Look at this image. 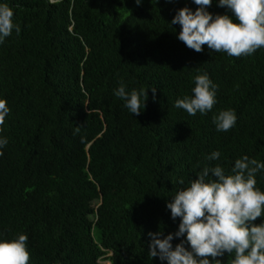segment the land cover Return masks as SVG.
<instances>
[{
  "label": "trees",
  "instance_id": "1",
  "mask_svg": "<svg viewBox=\"0 0 264 264\" xmlns=\"http://www.w3.org/2000/svg\"><path fill=\"white\" fill-rule=\"evenodd\" d=\"M0 3L21 29L0 44V99L10 108L0 132V240L26 234L29 264H167L149 256L148 233L178 230L166 206L176 192L205 166L230 173L245 155L264 163V49L235 58L186 47L171 21L181 8L195 11L193 0ZM206 10L232 16L218 0ZM204 73L218 86L213 110L174 107ZM121 82L147 89L139 116L114 95ZM227 109L236 124L218 132L212 117ZM214 151L220 158L207 160ZM256 180L264 191V170Z\"/></svg>",
  "mask_w": 264,
  "mask_h": 264
},
{
  "label": "clouds",
  "instance_id": "2",
  "mask_svg": "<svg viewBox=\"0 0 264 264\" xmlns=\"http://www.w3.org/2000/svg\"><path fill=\"white\" fill-rule=\"evenodd\" d=\"M171 2V0H169ZM198 7L181 8L171 21L180 25L178 40L199 53L207 45L218 53L240 58L252 56L264 49V0H218V6L227 8L232 16L215 15L206 9L212 0H193ZM137 6L142 0H135ZM14 10L7 3H0V44L11 36L19 35L20 26L13 22ZM191 96L175 101L174 107L183 109L190 116L205 115L217 103L215 85L209 76L198 74ZM155 99L156 88H151ZM114 95L124 102L133 115L139 116L146 108L148 92L145 88L126 91L121 82ZM10 113L7 101L0 99V132ZM218 132L231 130L237 121L234 110H221L213 115ZM80 126L74 129L79 133ZM84 142V138H81ZM6 137L0 136V149L7 146ZM4 153L0 150V156ZM219 151L212 152L207 160H218ZM264 170V163L247 155L236 159L230 173L220 165L205 166L189 186L176 192L167 203L171 218H180L178 230L165 235L162 231L149 232L148 254L159 257L167 264H221L218 257L234 255L231 264H264V223L254 222L264 216V191L256 187V175ZM211 175L212 179H208ZM179 183L184 184L180 179ZM181 239L173 246L174 239ZM28 236L19 234L11 240H0V264H29ZM185 243L190 246L185 247ZM107 264L108 262H104ZM109 264H111L109 262Z\"/></svg>",
  "mask_w": 264,
  "mask_h": 264
},
{
  "label": "rangeland",
  "instance_id": "3",
  "mask_svg": "<svg viewBox=\"0 0 264 264\" xmlns=\"http://www.w3.org/2000/svg\"><path fill=\"white\" fill-rule=\"evenodd\" d=\"M107 264H109V262Z\"/></svg>",
  "mask_w": 264,
  "mask_h": 264
}]
</instances>
